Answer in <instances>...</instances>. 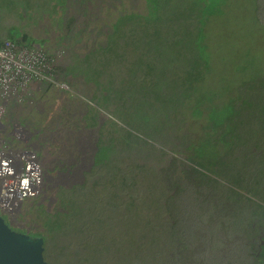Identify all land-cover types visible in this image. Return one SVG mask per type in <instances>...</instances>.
<instances>
[{
  "label": "rangeland",
  "instance_id": "1",
  "mask_svg": "<svg viewBox=\"0 0 264 264\" xmlns=\"http://www.w3.org/2000/svg\"><path fill=\"white\" fill-rule=\"evenodd\" d=\"M109 2L0 0V40L17 31L18 37L38 39L48 52L60 53L54 64V80L31 86L22 100L9 102L5 113V121L22 124L40 156L51 160L39 194L24 200L15 213L27 232L43 236V256L50 264H118L119 259L107 253L102 244L112 238L129 240L142 232L144 225L152 227L149 219L154 220L157 209L153 200L168 198L154 180L155 169L161 170L169 157L162 150L173 147L183 157L194 156V145H185V136L189 134L191 141L196 140L204 128L203 121L189 115L188 108L185 116L179 114L183 118L170 116L173 120L167 122L150 109L153 103L148 108L140 98L141 106L135 107L136 102L120 95L131 81L133 85L144 82L145 64L138 63L139 53L120 40L128 38L124 29L117 34L119 44L112 39L109 46L105 45L107 34L97 29L106 24L112 29L122 10L145 12V0H117L107 6ZM71 3L75 4L73 10ZM212 4L206 11L204 42L213 66L205 84L222 89L219 95L207 98L205 104L219 105L240 93L242 82L248 97H256L259 91L264 95V0ZM84 8H95L99 19L77 33V19ZM135 64H140L139 69L131 73ZM237 65L244 69L238 71ZM128 76L129 80L124 81ZM259 99L255 107L239 113L244 124L237 131L244 143H234L232 152L224 137L216 139L217 134H207L216 143L217 154L224 155L218 157L221 174L230 176L229 167L235 165L244 168L247 174L241 182L246 191H240L251 200L236 202L233 196L235 201L228 200L229 208L228 201L223 202L224 211L211 210L212 206L205 212L196 210L197 224L205 223L203 237L198 241L204 246V257L209 258L206 264H264V113L259 112ZM135 137L154 139L165 148L155 143L158 148L153 149L151 143L144 142L136 148ZM82 140L86 142L83 148ZM228 150L230 154L225 159ZM180 165L184 166L181 161ZM58 168L65 172L74 168L75 175L61 181L54 175ZM175 174H181L178 167ZM227 194L233 195L228 187L219 184L214 193L207 195ZM168 199L170 202L173 197ZM232 203L243 209L228 210ZM166 214L160 212L159 216L164 220ZM192 228L190 225L189 230ZM258 228L257 235L251 237ZM193 238L196 243L197 237ZM248 239L252 241L250 246ZM247 247L250 253L245 260ZM145 258L148 263L156 262L152 257ZM187 259L179 260L188 263ZM134 261L138 264L142 259Z\"/></svg>",
  "mask_w": 264,
  "mask_h": 264
},
{
  "label": "trees",
  "instance_id": "2",
  "mask_svg": "<svg viewBox=\"0 0 264 264\" xmlns=\"http://www.w3.org/2000/svg\"><path fill=\"white\" fill-rule=\"evenodd\" d=\"M109 1L107 6H112L117 0ZM122 1L120 0V2ZM223 1L145 0V12L137 9L122 10L118 13L112 29L108 24L97 29V31L107 34L108 38L105 43L107 46H109L108 43L112 39L119 44L117 34L124 29V35L128 38L120 40L123 41L125 47L129 48L131 46L133 52L139 53L138 63L145 64V69L142 71L146 76L143 79L144 82L133 85V81H131L130 87H125L120 92L123 98L136 102L135 107L141 106V99L148 108L151 105L148 104L153 103L150 109L158 112L160 117L167 122L173 120L170 116H175L176 120L179 117L183 118L181 115L185 116L188 108V110L190 109L189 115L200 118L204 127L196 140L191 141V137L186 133L184 144L187 146L194 145V152L196 153L194 156L185 155L186 157H183L179 155L181 152L173 147H167L166 151L162 150L165 154H169V157L161 170L157 171L155 169L154 176L156 179L154 178V180L158 181L162 190L168 193V198L171 196L173 200L170 202L168 198H165L164 201L160 199L153 200V206L157 209L154 220L149 219V222H153L152 227L144 225L143 231L129 240H126L127 238H112L111 241L102 244V248L107 253L119 259L118 264H136L135 258L142 259L141 262H137L138 264H151L146 262V256L156 260L152 264H166L167 261H170V264H206L209 258L208 256L204 257L203 249H201L204 246L202 247L200 240L198 241L199 238L203 237L202 230L205 223L198 222L197 224L196 219L199 215H197L196 210L205 212L210 210V206H212L211 210L222 211L221 209L224 207L222 204L225 200L235 201L233 196L236 197V202L241 201V199L251 200L243 196L240 191V189L245 188L243 182H241L244 179L243 176L247 174L244 173V168L235 165L229 167L230 176L221 174L222 169L218 164V157L224 155L217 154L216 143L213 144L208 136L217 134L215 135L216 139L224 137L228 149H231L232 152L234 143H244L242 135L237 131L240 125L244 124V120L239 113L244 112V108L251 109L255 107L257 97H260L257 100L259 112L264 113V95L259 91V95L256 97H248L246 95L247 89L243 87L244 82L241 83L240 93L236 92L233 97L225 98L219 105L216 102L205 104L207 98L219 95L222 89L220 86L215 87L211 83L208 86L205 84V79L210 74L213 66L210 62V52L204 42L206 35L204 27L208 16L206 11L209 5H213L212 3ZM71 4L69 7L73 10L75 4ZM62 7L66 9L64 4ZM88 9L84 8L82 10L83 14L81 13L82 16L77 19L79 21L77 33L90 26L95 19H99V14L95 8L92 9L95 11ZM74 19L76 17L72 13L71 20ZM14 33L5 38H18L17 41L24 44L34 42L32 37L26 35L18 37L19 33ZM4 39L0 40V45ZM135 65L134 68L129 70L131 73L139 69L140 64ZM236 68L238 71L244 69L243 66L239 65ZM73 70L72 74L75 76L74 67ZM79 71L78 68L77 72ZM128 80L129 76L124 79V81ZM152 98L154 99L153 102L151 101ZM168 124L171 125L170 122ZM135 138L137 139L136 148H141V142L151 143L153 149L158 148L155 143L165 148L164 145L154 141V139ZM129 141L132 142V140ZM103 150V148L100 149V154L97 156L100 157ZM229 150L225 154V159L230 154ZM210 152L211 154H209ZM180 161L184 166H178ZM176 167L181 172L180 175H174ZM219 184L228 187L233 195L208 196L207 194L216 191ZM244 191H246V188ZM230 204L228 201L227 208L230 207ZM232 205V208L228 210L243 209L235 203H232ZM256 205H260V203H256ZM160 212L167 213L165 216L168 217L162 220L159 216ZM200 214L202 215V213ZM139 218L138 216L136 219ZM98 220L99 218L95 219V221ZM98 222H103V220ZM190 225L193 227L191 231L189 230ZM259 228L251 237L257 235ZM193 236L197 237L196 243ZM248 244L249 246L252 244L250 239H248ZM248 247L244 256L245 260L250 253ZM262 247L264 250V243ZM185 258H188L189 262L181 263L179 259Z\"/></svg>",
  "mask_w": 264,
  "mask_h": 264
},
{
  "label": "built area",
  "instance_id": "3",
  "mask_svg": "<svg viewBox=\"0 0 264 264\" xmlns=\"http://www.w3.org/2000/svg\"><path fill=\"white\" fill-rule=\"evenodd\" d=\"M60 53L37 44L5 38L0 45V212L11 215L44 185L45 169L28 130L20 123L5 121L9 102L19 101L31 86L53 81L54 64ZM60 86L67 88L66 83Z\"/></svg>",
  "mask_w": 264,
  "mask_h": 264
},
{
  "label": "water",
  "instance_id": "4",
  "mask_svg": "<svg viewBox=\"0 0 264 264\" xmlns=\"http://www.w3.org/2000/svg\"><path fill=\"white\" fill-rule=\"evenodd\" d=\"M43 251V236L12 228L0 212V264H50Z\"/></svg>",
  "mask_w": 264,
  "mask_h": 264
},
{
  "label": "flooded vegetation",
  "instance_id": "5",
  "mask_svg": "<svg viewBox=\"0 0 264 264\" xmlns=\"http://www.w3.org/2000/svg\"><path fill=\"white\" fill-rule=\"evenodd\" d=\"M68 133V132H67ZM69 135V138H71L70 136H72V134H68ZM74 135V134H73ZM73 139V138H71ZM83 144H80L83 148V146L86 145V142L84 140H82ZM41 160H42V164H43V167L45 169V178H46V171L48 169V163L51 161L50 159L48 160V158L46 157H42L41 156ZM73 174V176L75 175V169L73 168L72 169V172H65L64 170H61V169H57L56 172H54V175L55 177H58L59 180L63 181V179H66L67 177H70L71 175ZM72 176V177H73ZM60 181V182H61ZM17 211V208L16 210L11 214V215H7V214H3L5 220L10 224V226L14 229H17V230H22V231H26L25 228L23 227V225H21V223L19 222V216H17L15 213Z\"/></svg>",
  "mask_w": 264,
  "mask_h": 264
},
{
  "label": "crops",
  "instance_id": "6",
  "mask_svg": "<svg viewBox=\"0 0 264 264\" xmlns=\"http://www.w3.org/2000/svg\"><path fill=\"white\" fill-rule=\"evenodd\" d=\"M18 35H19V34H18ZM6 37H9V36H6ZM4 38H5V37H4ZM4 38H3V39H4ZM17 39H18V38H17ZM35 41H38L39 43H38V42H35ZM31 44H37V45L42 46L41 42H40L38 39H35V38H34V42L31 43ZM8 123H9V122H8Z\"/></svg>",
  "mask_w": 264,
  "mask_h": 264
}]
</instances>
